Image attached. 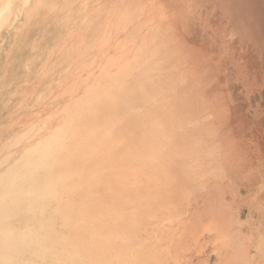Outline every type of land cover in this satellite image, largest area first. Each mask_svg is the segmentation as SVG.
<instances>
[{
    "label": "bare ground",
    "instance_id": "obj_1",
    "mask_svg": "<svg viewBox=\"0 0 264 264\" xmlns=\"http://www.w3.org/2000/svg\"><path fill=\"white\" fill-rule=\"evenodd\" d=\"M0 264H264V0H0Z\"/></svg>",
    "mask_w": 264,
    "mask_h": 264
}]
</instances>
